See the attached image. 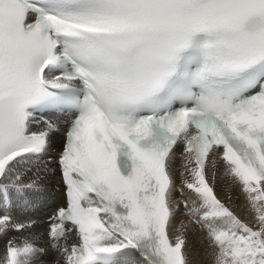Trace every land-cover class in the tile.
<instances>
[{"label":"snow or ice","instance_id":"snow-or-ice-1","mask_svg":"<svg viewBox=\"0 0 264 264\" xmlns=\"http://www.w3.org/2000/svg\"><path fill=\"white\" fill-rule=\"evenodd\" d=\"M62 129L66 203L47 236L64 264H190L183 221L172 235L181 145L179 193L193 194L186 215L207 230L215 264H264V0H0L9 208L12 192L39 190L24 180ZM218 160L258 227L218 198ZM35 223L5 210L0 236ZM40 239L8 238L0 264H42Z\"/></svg>","mask_w":264,"mask_h":264},{"label":"bare ground","instance_id":"bare-ground-1","mask_svg":"<svg viewBox=\"0 0 264 264\" xmlns=\"http://www.w3.org/2000/svg\"><path fill=\"white\" fill-rule=\"evenodd\" d=\"M60 137V132H55L50 135V140L54 141V143L58 142V138ZM177 156L174 166V178L177 184V200L180 202V209L182 210L175 219L174 228L172 235H178L180 228V224L183 221L185 226V232L187 237V251L189 254L190 264H215V257H214V246L212 245L210 239L208 238L207 230L196 225L194 223L189 222V217L186 215V209L183 205V200L187 198L188 195H193L190 192L185 190V196H181L179 193L180 187V175L184 171L183 168V159L179 157V153L182 151V146H178L177 149ZM36 168H33L31 172L27 174L24 183L27 184L32 180L37 181V187L40 191L36 194H30L29 198L32 200L27 204H37V202L42 205L45 203L46 206L40 207L35 211L34 214H14L13 218L16 220H36L35 225L25 230L24 232H9L7 236H0V255H2L4 246L6 241L10 237H17L18 241L22 236H28L29 234L39 235L41 237L40 240L37 241L41 246L48 248L46 254L41 257V259L45 260L44 264H62L63 259L61 255L57 252H54L49 247L48 238L46 236V224L44 221V217H49L48 214L51 210L59 205V202L62 198L61 191L55 189V187L59 186V181L57 178V174L54 171L48 170L46 168V172L43 171H36ZM212 171L216 172V179L214 181L215 188L219 197L224 201V203L230 207L242 220L246 223H249L251 226H257L256 224V217L255 213L251 210L246 195L241 190L238 184H234L232 180L226 176L225 167L221 163L220 160L217 161L215 169L210 167V173ZM43 175V178H38ZM44 197V198H42ZM26 207L23 206V211ZM40 216V217H39ZM41 219V220H40Z\"/></svg>","mask_w":264,"mask_h":264},{"label":"rangeland","instance_id":"rangeland-1","mask_svg":"<svg viewBox=\"0 0 264 264\" xmlns=\"http://www.w3.org/2000/svg\"><path fill=\"white\" fill-rule=\"evenodd\" d=\"M182 210L180 209V212H181ZM187 233V231L185 232V234Z\"/></svg>","mask_w":264,"mask_h":264}]
</instances>
